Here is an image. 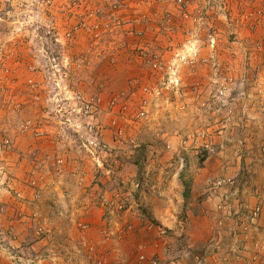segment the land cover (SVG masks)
Masks as SVG:
<instances>
[{
  "label": "rangeland",
  "instance_id": "1",
  "mask_svg": "<svg viewBox=\"0 0 264 264\" xmlns=\"http://www.w3.org/2000/svg\"><path fill=\"white\" fill-rule=\"evenodd\" d=\"M138 1H126L127 5L122 6L117 14L122 27L113 33L105 31L86 60L81 54L89 45L95 44L90 42L86 31L80 34L86 40L81 41L77 37L73 41V49L68 51L71 58L69 76L84 95L100 97L96 106L99 112L95 116L107 125L113 124L114 119H124L126 137L135 140L132 146L119 140L113 128L108 129L103 135L108 150L101 153L99 163L94 160L81 147L83 139L77 131L76 120L68 114L59 118L55 116L56 109L48 102L56 91L52 80L50 85L45 83L48 89L41 102L34 100L30 88L20 80L11 86L17 90L15 96L11 92L10 98L6 99L5 92L13 89L2 91L0 125L7 122L3 119L7 114L13 116L14 123L9 129L0 130V139L9 136L17 141L19 135L22 138L30 132L56 150V163H50L54 170L64 167L65 170L61 176L62 183L60 179H47L43 164L41 169L30 164L28 174L20 178L5 160L8 172L23 180L17 188L24 198L19 200L13 193H4L0 197V205L4 209L0 214V230L6 232L7 227L13 225L17 233L15 241L5 240L7 245L13 242L12 245L17 246L15 258L2 253L0 257L14 264L52 263L39 251L22 248L29 242L39 241L68 246L72 240L77 241L78 234L82 247L93 260L96 257L95 264L97 261L107 264L108 259L104 255L107 248L121 253L123 246L124 256H112L117 264H139L137 257L141 252L157 258L160 264H264V17L255 30L246 23L230 27L216 22L214 48L205 37L210 26L200 28L190 24L193 36L185 34L175 44L184 50L187 48L183 44L189 45L187 38L199 39L193 44L201 53L186 59L177 56L176 49L175 52L172 48L166 50L167 41H146L145 44L157 45L154 51L165 62L172 63L173 70L170 73L155 72L143 63L144 67H140L144 69L143 74H124V82L128 79L126 85L115 84L109 88L108 80H116L120 76L115 71L123 63L120 44L134 45L137 41L132 49L138 52L139 58L142 48H145L143 38L135 36V31L141 26L140 15L144 12L151 19L160 21L158 14L174 12L167 5L171 1L164 0L157 4L155 8L158 9L151 16L146 10L151 5L145 3L144 7H141L143 4L139 7ZM231 4V12L237 13L239 7L236 8L235 0ZM261 6L264 8L263 3ZM174 8L176 12L172 15L180 19L177 28L184 30L180 9ZM3 11L6 16L7 12ZM108 11L100 17L104 23L112 22L113 15ZM130 14L137 15L136 24V18L128 17ZM10 29L8 21L0 25V44ZM39 32L51 39L43 28ZM39 42L36 39L21 47L24 46L30 54L29 48H34ZM46 43L58 50L53 41ZM200 56L211 59L212 63H203ZM14 60L22 62L21 57ZM28 60L36 67L41 65L33 56ZM41 74L42 78H38ZM44 77L48 80L49 75L37 73V80ZM2 85L7 86V83ZM143 85L164 86L160 88L163 90L160 95L147 97V105L135 99L128 106V101L134 100ZM18 92L21 98L22 95L28 96L27 103L21 100ZM113 97L120 101L111 110L108 103ZM16 104H20V109L15 107ZM125 104L129 110L120 114ZM138 105L145 107L146 115L138 118L130 115L126 120L130 109ZM26 120L31 121V127H42L44 135L38 138L31 130L24 132L22 125ZM44 156L34 149L25 158L40 166L35 161L44 159ZM58 158L64 159V163H59ZM80 162L86 167L83 184L77 182L78 171L71 168ZM51 175L54 177L52 170ZM39 176L45 177L44 180L36 181L34 177ZM181 177L191 184L188 200L183 196ZM31 178L36 182L34 188L26 185ZM40 194L41 201L34 202ZM67 198L71 203H61ZM59 199L62 201H57ZM50 200L57 205H49ZM47 206L51 207L50 211ZM255 207H260V216L257 224L253 225L247 217ZM5 215L8 219L2 221ZM82 224L88 228L83 229ZM91 228L97 233L96 241L86 237ZM97 242H102L103 249Z\"/></svg>",
  "mask_w": 264,
  "mask_h": 264
},
{
  "label": "built area",
  "instance_id": "2",
  "mask_svg": "<svg viewBox=\"0 0 264 264\" xmlns=\"http://www.w3.org/2000/svg\"><path fill=\"white\" fill-rule=\"evenodd\" d=\"M8 2V0H3ZM13 1V0H11ZM127 0H19L17 5L11 4V9L7 12L6 16L2 11H0V24L9 22L11 29L9 34H7L0 44V59L2 64V75L0 76L1 85L3 82L7 83V86H3L4 91H9L13 89L11 86L17 85L19 82L18 78L14 77L17 73V69L13 64L7 65L6 63H15L17 59L21 57V52L23 47L21 45H27L28 42L39 39L40 42L34 48L30 47V57L38 58L39 62L41 59L47 60V64L44 65L40 63V67L35 65H30L28 70L30 74L36 75L37 73L43 72L48 74V80L44 77L42 80H37L33 75L28 77L24 84L30 88L31 92L34 94L33 98L36 101L43 99V93L48 89L45 83L49 84L54 82V88L56 89L55 95L49 97L48 102L54 105L55 116L57 118L64 117L65 114L70 115L76 121L77 131L81 136L82 148L92 155L93 159L98 163L100 162L101 153H106L108 150V145L103 139V135L111 128L117 135V138L121 141H126L127 144L135 143L132 137L127 138L125 135V120L118 121L113 120V124L107 125L101 122L100 117L95 115L99 112L96 109L98 105L99 96H86L83 94L79 85L73 80L72 76H69V68L71 66V58L68 51H71L73 46V41L79 37L82 32L86 31L90 35V42L95 43L87 47V49L81 54L82 59L86 60L88 53H92L91 48L99 44V40L102 39L104 32L113 33L116 29L121 28L123 23L118 18L119 11L121 7L126 6ZM164 0H139L137 6L144 7L145 3L149 5H157L162 3ZM176 7L180 9L181 19L184 22L183 34L187 36H193L189 28L190 24L198 26L200 28L204 26H210L209 32L205 34L207 36L206 40L211 48H214L217 40V29L214 25L216 22H222L230 27H240L241 24L246 23V26H250L251 30H255L256 27L262 22L264 17V8L261 3L264 4V0H235L237 13H232V1L234 0H170ZM150 7V6H149ZM109 10L108 13L112 14V22H102L101 15ZM213 12H212V11ZM211 11V12H210ZM118 14V15H117ZM173 14V13H172ZM172 14L162 13L158 14V25L159 36H165L167 45L166 50L172 48L178 50L177 56L186 59L189 57H194L201 53L199 48L195 47V42L199 39L191 40L187 38L186 43L183 44L187 49H178L173 39V34H175V24L176 17ZM163 15V16H162ZM11 16V19H8ZM62 20H61V19ZM141 23V28L135 31V36L142 39L144 33L150 25V17L146 13H142L139 18ZM61 24L63 30H61ZM215 26V27H214ZM45 27L49 33H52L54 38V45L58 46L59 50L52 49L49 47L43 36L40 34V29ZM214 27V29H213ZM130 32H134L130 28ZM134 34V33H133ZM159 41V40H157ZM179 46V45H178ZM145 48H142L140 52V58L144 64H146L152 71L170 73L173 70V64L165 62V59L160 57L158 52L154 49L158 48L157 45L153 43L145 44ZM169 47V48H168ZM32 55V56H31ZM201 61L205 64L212 63L211 59L199 57ZM164 86V85H162ZM160 85H143L138 89V93L135 94L134 100L138 99V102H143L142 105L148 104L149 95H160L163 90ZM43 91V92H42ZM13 100V98L11 99ZM100 101V100H99ZM116 97H113L108 103V108L113 109L114 106L118 104ZM138 103V104H139ZM71 104L75 105L72 107ZM14 105V102L13 104ZM20 104H16L15 107L19 108ZM127 104L122 105L120 114L129 110ZM71 107V109H70ZM145 107L139 106L134 109H130V114L133 118L143 117L146 115ZM20 109V108H19ZM129 113V112H128ZM68 120H70L68 118ZM24 132L31 130L32 134L35 136L44 135V131L41 130L42 127L37 125L31 127V121L26 120L22 125ZM36 131L33 132V130ZM30 133V132H29ZM82 134H85L83 137ZM39 138V137H38ZM124 138V139H123ZM16 145L15 139L5 136L0 139V197L4 193H13L14 196L22 200L24 197L22 192L17 185L23 182L20 178L15 177L13 173L8 172V166L4 163L6 155L5 153H10L14 150ZM59 163H64V159L58 158ZM36 182L33 180L31 186L34 188ZM38 199V197H36ZM4 213V209L0 205V214ZM260 216V207H255L248 214L249 223L255 225L258 222ZM83 229H87L88 226L85 224L81 225ZM4 234V235H2ZM8 239L10 242L17 239V233L15 227L10 225L7 227V231L3 232L0 230V253L5 256L15 258L13 247L5 243ZM137 261L139 264H160V262L155 257H149L146 253L141 252ZM98 264H103V261H97ZM19 264V262L17 263Z\"/></svg>",
  "mask_w": 264,
  "mask_h": 264
},
{
  "label": "crops",
  "instance_id": "3",
  "mask_svg": "<svg viewBox=\"0 0 264 264\" xmlns=\"http://www.w3.org/2000/svg\"><path fill=\"white\" fill-rule=\"evenodd\" d=\"M12 3L17 5L19 3V0H13V1L8 0V2H4L3 0H0V11H3V10H4L3 12H9L10 10L12 11V9H11ZM169 3H167V5H169L170 9L171 8L174 9L173 13L175 14V12H176V8H174L175 5L172 2H169ZM155 7H158V6L152 5V6L148 7V9H146L147 13L150 14L151 16H153L155 13V10L158 9ZM136 12H138V9H136ZM128 17L129 18L131 17V19L136 18L135 24L137 23V19H138L137 15L130 14V15H128ZM129 18L127 19V21L130 23L131 21ZM150 21H151V23L148 26L147 30L145 31L144 37H142L143 38L142 39V45L147 43L146 41H153V40H159L161 43L166 42V40H165L166 38L164 35L163 36L158 35V33H161L159 31V25L157 22L158 20L156 18H152V19L150 18ZM179 22H180V19L177 18L176 25H175V34L172 35L173 39H174L173 42L180 41L183 39V36H185L183 34V30L177 28V25L179 24ZM1 24H4V23H1ZM59 25L61 26V24H59ZM128 26H130V25H128ZM135 27L138 29L137 26H135ZM139 28H141V26ZM61 30H63L62 26H61ZM43 39H45L47 41V38L43 37ZM78 39H81V41H84V40H86V37L79 36ZM81 41H79V42H81ZM136 43H138V42L135 41L134 45H131L130 43L120 44V46H122L121 48L123 51V55H122L123 63L121 66H118L115 69L116 72L120 73V76L118 78H116V80H113V78H111V81L108 80V83L110 84V85H108L109 88L115 87L118 84H125L126 85L127 80H128V79H126L124 82V77L126 75L143 74L144 69H140V67L141 68L144 67V64H143L142 60L138 57V55H137L138 52L135 53L134 50L132 49V48L136 47ZM72 48H73V46H72ZM28 58H32V57H29L27 50H25V48H24L22 55H21V61L22 62L19 63L16 61L15 63H12V62L6 63L7 65L13 64L15 66V68L17 69V73L14 75V77L18 78V80H20V82H22V83L24 81H26V79L28 77L31 76V74L28 70V67L30 65H33V63L29 62ZM41 61L42 60H40V62ZM43 61H45V60H43ZM0 65H1V59H0ZM0 71H1V67H0ZM124 74H126V75H124ZM0 75H1V73H0ZM33 76H35L37 78V74L33 75ZM38 78H42V74L39 75ZM0 84H1V82H0ZM3 86L4 85H0V87H1L0 88V97H1V95L4 94L2 92V91H4ZM11 92H13V94H14L13 96H15L17 94V90H15V89L11 90L10 92H5L4 96L6 99L10 98ZM18 94H19V92H18ZM19 96L21 98V94H19ZM27 99H28V96L26 97L25 95H22L21 100H23L24 103H27V101H26ZM3 119H5V121H7V122H5L3 125H0V130L9 129L11 124L14 123L13 116L11 114L4 115ZM19 136H18V139L16 141V147L14 148V150L11 153H5V154H9L6 156L7 159H5V160H7L8 164H10L12 166L14 172L16 171L15 173L18 174L17 176L20 175V178L21 177L23 178L28 174L31 167L35 166V167H37V169H41V166L43 164L42 170L46 173L47 179L53 180V181H57L58 179H60V181H61L62 180L61 176L64 173L65 167L63 169H58L56 171L52 167L53 165L51 166V164H50V163H53V164L56 163V161L54 163V158L56 157L55 155L57 154L56 150L53 147H50V146L48 147L47 142H44V141L41 142L29 133L24 134L22 136V138H19ZM34 149H36V150L38 149L43 156L45 155L44 159H37L35 161V163H37V164L39 163L40 166H37V165L31 163L29 158L27 160L25 158V156L27 154H29V152L31 150H34ZM39 157H40V155L37 158H39ZM20 159H21V161H20ZM30 164L32 165L31 167H30ZM71 168H72V170L76 169V171H78V172H76L77 182L80 181L83 184L85 181L83 178V175L86 176L84 174L85 173L84 170L86 167L83 166L82 163L80 162V163L71 165ZM51 170L54 172L55 178L51 175ZM34 178L36 179V181L41 182V180L42 179L44 180L45 177L39 176L37 178L36 177H34ZM31 180H34V179L33 178L29 179L26 182V185H29L30 187H32L31 186ZM62 181H61V183H62ZM53 183H55V182H53ZM44 193H45V191H44ZM44 193H43V195H44ZM66 195H68V194H66ZM41 197L42 196L40 194L38 196V199L35 200L34 202L38 203L39 200L41 199ZM53 201L50 200L49 205H57V202L54 201V204H53ZM57 201H62V200L59 199ZM61 203L67 204V203H71V201L70 200L68 201V198H67V200H63V202H61ZM47 207L50 211L51 207L50 206H47ZM77 207H78V203H77ZM41 208L43 209V205L41 206ZM33 209L35 210L36 208L34 207ZM4 219L7 220L8 216L5 215L2 218V221ZM91 229L88 231V234L86 235V237H88V238L92 237L94 239V241H96L97 240V238H96L97 233H96V231H93V228H91ZM73 232H75V231H73ZM77 241H76V239L72 240L71 243L68 244V246L64 245L63 243H58V242L54 243L53 245H51L50 242H48V241H39L38 243L29 242V244H28L29 246L27 245L26 247L22 248V250L28 249V250L39 251V253L42 254L43 257H46L48 261L52 260V263H46V264H54L55 261L58 262V264H95L96 257L93 260L92 257L88 254L87 250L84 247H82L81 238L78 237V234H77ZM101 243L102 242H97V244L103 249V247L101 246ZM14 247H15L14 248V250H15L17 246H14ZM124 247L125 246H123L121 248V250H123L121 253L120 252L117 253V251L114 252L112 250V248H107V252H106V254H104V255H106V257L108 259L107 264H117L116 259H114V257H112V256H116L117 258H119L120 256H124L125 255V253H124L125 248ZM50 252H52L53 254H50ZM65 252H66V254H65L66 256L63 255ZM108 255H111V256L108 257ZM52 256H54V257H52ZM56 256H58V257H56ZM109 258H110V261H109ZM40 261L42 262V260H40ZM124 261H126V260H124ZM0 264H14V263L7 261L5 258L0 257Z\"/></svg>",
  "mask_w": 264,
  "mask_h": 264
},
{
  "label": "trees",
  "instance_id": "4",
  "mask_svg": "<svg viewBox=\"0 0 264 264\" xmlns=\"http://www.w3.org/2000/svg\"><path fill=\"white\" fill-rule=\"evenodd\" d=\"M203 160H206V157L203 159ZM181 180L183 182V185H184V198L185 200H188L190 197H191V184L186 180L184 179V177H181Z\"/></svg>",
  "mask_w": 264,
  "mask_h": 264
},
{
  "label": "clouds",
  "instance_id": "5",
  "mask_svg": "<svg viewBox=\"0 0 264 264\" xmlns=\"http://www.w3.org/2000/svg\"><path fill=\"white\" fill-rule=\"evenodd\" d=\"M43 29L45 30V32H46V35H48V34H50L51 35V39L50 40H48L47 39V41L45 40V42H48V41H53V45H54V38H53V35H52V33H49V31L45 28V27H43ZM41 35L43 36V34L41 33ZM43 37H45V38H47L46 36H43ZM49 46V45H48ZM55 46V45H54ZM49 47H51V46H49ZM57 49H58V46H55ZM71 49H73L72 47H71ZM59 50V49H58ZM42 61H41V63H43L44 65H46L47 64V60H45V59H41ZM43 60H45V61H43ZM15 147H16V145H15ZM11 153V152H10ZM256 225V224H255ZM13 243V242H12ZM12 243L9 245L11 248L13 247V252H14V254H15V250H14V246L12 245ZM3 255V254H2ZM5 256V255H4ZM7 257V256H6Z\"/></svg>",
  "mask_w": 264,
  "mask_h": 264
}]
</instances>
